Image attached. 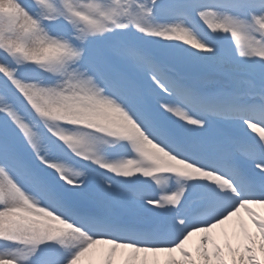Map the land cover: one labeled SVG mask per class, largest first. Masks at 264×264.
Returning <instances> with one entry per match:
<instances>
[{
    "label": "snow or ice",
    "instance_id": "obj_1",
    "mask_svg": "<svg viewBox=\"0 0 264 264\" xmlns=\"http://www.w3.org/2000/svg\"><path fill=\"white\" fill-rule=\"evenodd\" d=\"M84 104L110 109L123 134L53 113ZM253 205L264 0H0V216L13 222L0 261L117 264L126 249L122 264H264ZM242 210L247 223L212 234ZM45 217L71 229L25 219Z\"/></svg>",
    "mask_w": 264,
    "mask_h": 264
},
{
    "label": "rangeland",
    "instance_id": "obj_2",
    "mask_svg": "<svg viewBox=\"0 0 264 264\" xmlns=\"http://www.w3.org/2000/svg\"><path fill=\"white\" fill-rule=\"evenodd\" d=\"M76 111L75 118L85 121H92L101 118L100 109L92 108L87 104L84 105H73L67 109H60L63 114L70 115V113H74ZM117 119V118H116ZM118 120V119H117ZM119 121V120H118ZM120 127H123V122L119 121ZM162 159H167V157H160ZM27 220V224L32 229H39L43 233L51 234V232L56 231L57 228L53 226L52 221L54 219H49L47 217L43 219H34V218H25ZM13 226V222L11 220L5 221L4 217L0 216V230H5L11 228ZM2 264H5L4 261H0Z\"/></svg>",
    "mask_w": 264,
    "mask_h": 264
},
{
    "label": "bare ground",
    "instance_id": "obj_3",
    "mask_svg": "<svg viewBox=\"0 0 264 264\" xmlns=\"http://www.w3.org/2000/svg\"><path fill=\"white\" fill-rule=\"evenodd\" d=\"M252 207H254L255 209H252L251 210V212H254L255 210H257V211H260L262 214H264V206H261V205H253ZM240 221H238V222H244V223H247V220H248V217L247 216H245V215H241L240 216ZM223 229V228H222ZM220 230H221V227H217L216 229H214V230H212V234H214V235H218L219 233H220ZM196 235H200V233H196ZM197 236V237H198ZM191 238V237H190ZM102 245H97V246H95L96 248V250H98L100 247H101ZM105 246V245H104ZM127 251H129V250H126V249H118L117 250V253H116V255L114 256V260L117 262V264H118V260H119V255L120 254H125ZM161 257H163L164 255H166V254H159ZM0 264H2L1 262H0Z\"/></svg>",
    "mask_w": 264,
    "mask_h": 264
}]
</instances>
